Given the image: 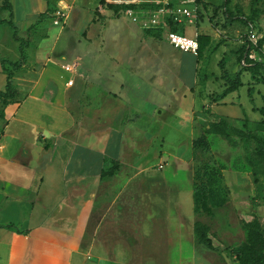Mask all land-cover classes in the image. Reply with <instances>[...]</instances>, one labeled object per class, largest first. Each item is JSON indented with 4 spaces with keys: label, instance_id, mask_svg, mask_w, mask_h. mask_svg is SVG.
<instances>
[{
    "label": "crops",
    "instance_id": "1",
    "mask_svg": "<svg viewBox=\"0 0 264 264\" xmlns=\"http://www.w3.org/2000/svg\"><path fill=\"white\" fill-rule=\"evenodd\" d=\"M10 1L19 35L29 39V46L27 60L15 77L22 96L5 108L0 120V264H89L91 258L96 264H139L129 257L158 263L164 258L162 263L169 264L171 232L160 219L168 220L170 207H163L162 212L159 178H154L158 182L151 195L147 193L146 169L135 159L155 140V134L143 124L153 119L159 104L140 105L129 97L124 80L83 72L78 61L61 64L64 55L30 61V49H38L48 37L47 20L28 30L46 11L47 0H42L45 3L35 19L33 14L29 18L25 14L23 29ZM2 4L0 0V8ZM9 16V11L0 10V19ZM2 26L10 28L13 40L7 36L3 40L0 32V91L8 83L2 60L16 61L21 56L13 29L0 23ZM199 26L200 20L196 32L204 37V52L219 34L201 31ZM243 43L239 40L238 50ZM234 61L231 71L224 67L220 76L200 73L195 79L214 88L204 92L202 111H192L203 132L208 118L215 115L227 117L236 126H242L245 119L251 126L255 122L246 117L247 102L241 101L239 90L247 84L254 102L256 87L262 83L253 73L245 82L243 74L250 70H242ZM69 66H74L72 71ZM239 73L243 85L219 97L229 78ZM259 107L252 110L258 112ZM116 162L119 167L114 174L103 176ZM128 162L133 171L126 175ZM242 177L237 178L240 186ZM149 205L158 212V222L146 221Z\"/></svg>",
    "mask_w": 264,
    "mask_h": 264
},
{
    "label": "rangeland",
    "instance_id": "2",
    "mask_svg": "<svg viewBox=\"0 0 264 264\" xmlns=\"http://www.w3.org/2000/svg\"><path fill=\"white\" fill-rule=\"evenodd\" d=\"M53 1L58 2L60 7L67 8L68 18L61 25L54 23L55 17L47 20L48 37L39 43L38 49H30V61L34 62L38 58L46 61L50 56L61 58L64 55L61 64L78 61L83 72L115 75L124 80L129 97L139 101L140 105L150 106L152 101L159 104L153 119L144 121L143 124L152 130L155 140L150 145H145L144 155L139 154L135 159L138 166L146 169L143 182L147 193L151 195L155 182H158L154 178H159L163 187V190L159 188L162 212L164 213L163 207H170L168 220L158 218V212L151 205L145 209L146 221L151 223L152 220L158 222L160 219L170 229L169 264H228L226 257L230 264H239L238 250L247 241L245 223L257 215L264 225V174L259 175V182L255 181L254 168L247 160V151L242 143L234 145L232 142L238 141L237 137L227 140L209 134L211 150H194L193 141L203 131L196 126L195 113L192 111L194 108L202 111L204 92L210 93L214 89L210 83L201 84L195 79L200 73L220 76L224 67L229 71L233 70V59L235 65L240 66L237 43L243 35L250 31L259 39L264 36V0H231L229 9L237 18L233 19V15L226 16L222 8L214 17V23L211 21L213 11L210 8L202 10L203 16L201 19L199 17L200 30L217 33L219 36L201 56L183 53L165 38L159 40L148 35L125 12L114 16V12L109 9L112 0H103L104 3H101L102 0ZM13 2L22 29L25 14L28 13V18L33 14L35 19L34 15L40 5L45 3L42 0ZM211 2L215 6H222L224 0ZM245 18L250 19L251 25L247 26ZM28 21L32 23L33 20ZM188 27L190 32L187 35L194 36L197 27ZM0 32L4 34L3 40L6 36L13 40L9 27H0ZM253 54L255 59H261L258 52L254 51ZM251 75V71L245 72L243 80L246 82ZM215 84L212 81V85ZM248 87L245 84L239 90L241 101L247 102L246 117L256 121L261 115L252 108L264 104V84L256 87L252 98L254 102L250 101ZM210 120L209 117L208 121ZM128 165L126 175L133 171L131 162ZM207 165L225 172V191L222 192L224 201L212 216L196 214L194 202L195 171L201 170L197 181L203 186L206 179L202 174ZM239 174L243 176V186L238 183ZM197 221L209 225V236L215 249L196 242L194 237ZM156 230L158 228L154 231ZM127 259L139 264H163L164 258L160 263L152 259L144 260L143 257ZM89 264H96L95 259L91 258Z\"/></svg>",
    "mask_w": 264,
    "mask_h": 264
},
{
    "label": "trees",
    "instance_id": "3",
    "mask_svg": "<svg viewBox=\"0 0 264 264\" xmlns=\"http://www.w3.org/2000/svg\"><path fill=\"white\" fill-rule=\"evenodd\" d=\"M101 3H104L102 0ZM231 0H224L222 6H215L213 2L209 1L204 5V9L209 8L213 11L211 21L214 23V17L223 8L226 16H232L236 19L234 12H231L229 6ZM133 7H138L132 5ZM109 9L114 12V16H120L122 12L128 7L126 4H109ZM139 7L142 8H157L155 3H142ZM60 6L53 0H47V9L42 13L36 23H34L28 30L31 32L36 29L42 22L53 19ZM0 10H7L10 12L8 19H0V23L8 24L13 29V36L16 41L20 43V59L16 61L2 60L4 71L8 76V83L4 91H0V120L5 116V108L21 98V92L18 85L15 83V77L21 71L23 65L27 60L26 48L29 46V39L20 37L18 26L14 22V9L10 0H3V4ZM99 12V11H98ZM203 12H200V18H202ZM249 20V21H248ZM245 23L251 25L249 18H245ZM251 27V26H250ZM169 30L185 34L186 25L180 24L174 21H170ZM250 30V29H249ZM144 31L159 40L164 39V31L161 29H144ZM250 31L243 35V46L238 50L239 63L242 70H250L253 73V77L258 83L264 84V36L258 40L257 45L253 44L250 39ZM200 41V56L204 49V37L199 35ZM258 52L261 59L251 58L252 52ZM245 61V63H243ZM243 85L240 77V73L234 78L227 81V87L219 97H225L229 93L236 91ZM251 90V89H250ZM264 98V95H263ZM258 112L261 114L262 119L253 122V126L250 125V121L245 119L242 126L234 125L227 117L215 115L207 122L205 130L201 136L194 139L193 148L196 151L200 149L202 151L211 150V141L209 140V134H215L221 136L224 139L231 140L232 137H237L238 141L232 140L234 145L242 143L243 147L247 151V160L249 164L254 168L255 181L259 182V175L264 174V104L259 107ZM119 164L116 162L103 176L112 175L118 169ZM201 170L195 171L194 177V202L196 214H207L212 216L215 209L220 206L224 198H222V192L225 191L223 181L225 176L223 169L215 168L211 165H207L204 169L202 176L206 179V184L200 186L197 178L200 177ZM7 228L14 229L15 226L8 225ZM247 229V241L244 242L237 254V260L239 264H264V225L261 222L259 216L255 215L251 221L245 223ZM210 227L208 224L197 221L195 223V240L199 245H204L209 249H215L213 240L209 236Z\"/></svg>",
    "mask_w": 264,
    "mask_h": 264
},
{
    "label": "built area",
    "instance_id": "4",
    "mask_svg": "<svg viewBox=\"0 0 264 264\" xmlns=\"http://www.w3.org/2000/svg\"><path fill=\"white\" fill-rule=\"evenodd\" d=\"M209 0H112L115 4H126L128 7L124 12L130 16L135 22H138L143 29H161L164 31V38L176 49L198 55L200 52L199 32L194 36H190L169 30L170 21L180 24L197 25L200 12ZM142 3H155L157 8L139 7ZM138 7H133L136 5ZM67 8L60 7L55 14L54 23L56 25L65 24L68 13ZM250 41L257 45L259 37L251 32ZM254 52V51H253ZM250 55L255 59L254 54ZM245 63V61H243ZM74 66L67 67L73 70Z\"/></svg>",
    "mask_w": 264,
    "mask_h": 264
},
{
    "label": "water",
    "instance_id": "5",
    "mask_svg": "<svg viewBox=\"0 0 264 264\" xmlns=\"http://www.w3.org/2000/svg\"><path fill=\"white\" fill-rule=\"evenodd\" d=\"M228 264H230V260L226 257Z\"/></svg>",
    "mask_w": 264,
    "mask_h": 264
}]
</instances>
